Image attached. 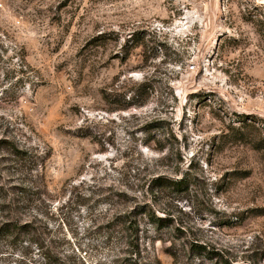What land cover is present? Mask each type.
Returning <instances> with one entry per match:
<instances>
[{
    "label": "rangeland",
    "instance_id": "rangeland-1",
    "mask_svg": "<svg viewBox=\"0 0 264 264\" xmlns=\"http://www.w3.org/2000/svg\"><path fill=\"white\" fill-rule=\"evenodd\" d=\"M6 221L62 262L0 264H264V0H0Z\"/></svg>",
    "mask_w": 264,
    "mask_h": 264
},
{
    "label": "trees",
    "instance_id": "trees-1",
    "mask_svg": "<svg viewBox=\"0 0 264 264\" xmlns=\"http://www.w3.org/2000/svg\"><path fill=\"white\" fill-rule=\"evenodd\" d=\"M177 182L179 183L182 181L180 180ZM34 226L35 223L33 222L20 223L17 221H6L4 222V227L1 228L0 235H7L9 233H15L16 235H21L22 233H32L29 239L30 241L36 242L39 248L43 249V253L45 255L44 257L47 263L62 262V259L55 255V253L52 251V247L48 245L46 241L38 234L37 229H35ZM129 226L130 228H134L133 224Z\"/></svg>",
    "mask_w": 264,
    "mask_h": 264
}]
</instances>
